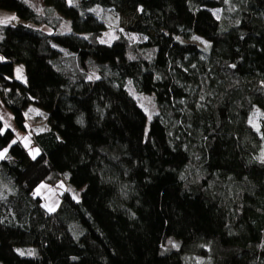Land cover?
I'll return each mask as SVG.
<instances>
[{
  "label": "trees",
  "instance_id": "trees-1",
  "mask_svg": "<svg viewBox=\"0 0 264 264\" xmlns=\"http://www.w3.org/2000/svg\"><path fill=\"white\" fill-rule=\"evenodd\" d=\"M43 2L0 0V264H264V0Z\"/></svg>",
  "mask_w": 264,
  "mask_h": 264
},
{
  "label": "rangeland",
  "instance_id": "rangeland-1",
  "mask_svg": "<svg viewBox=\"0 0 264 264\" xmlns=\"http://www.w3.org/2000/svg\"><path fill=\"white\" fill-rule=\"evenodd\" d=\"M44 0H28L29 3L32 4L33 8L38 10L39 12H42L44 9ZM90 13L95 15L98 19L102 20L107 25V30L101 35L99 38V41L103 44H110L116 37H118L121 34H124L126 37L129 38L131 42H137V41H143L145 38H143L140 35H135L129 32H126V28L132 19L130 17L124 15V16H117L110 10H103L99 7H95L90 10ZM45 31L50 32L49 29H46L43 27ZM0 60H3V57L0 56ZM21 66V65H20ZM22 67V79L17 78V69L14 72V77L18 81H25V74H24V67ZM130 90V94L135 98V100L138 102V104L143 108V110L146 113L147 116V126L151 122V120L154 118V116L158 113V108L153 102V99L150 96H146L145 94L138 95L134 93L131 90V87H128ZM47 114L40 109L36 107H31L26 113V117L28 118V129L29 132L32 133H38L42 132L44 130H47V120H46ZM5 129L7 128L6 125H4ZM29 140V138L27 139ZM30 156L33 158L35 156V151H30ZM71 193L73 198L75 200H80V190L74 189L69 184H66L65 181L60 182L57 185L54 186H47L45 184L40 185L36 191L35 194L37 196H40L42 201L44 202L45 206L48 209L53 210L57 206V203L59 202L60 196L65 193ZM174 246V243H172Z\"/></svg>",
  "mask_w": 264,
  "mask_h": 264
},
{
  "label": "crops",
  "instance_id": "crops-1",
  "mask_svg": "<svg viewBox=\"0 0 264 264\" xmlns=\"http://www.w3.org/2000/svg\"><path fill=\"white\" fill-rule=\"evenodd\" d=\"M12 17H15V19H12ZM18 22H19V20L13 12L0 10V26L12 25V24H16ZM21 66L15 65L14 66V72L16 71V69L22 70ZM0 120L3 122L4 125H6L7 128H10L13 131L17 132L16 126H15L14 121H13L12 114L4 106H2L1 103H0Z\"/></svg>",
  "mask_w": 264,
  "mask_h": 264
},
{
  "label": "snow or ice",
  "instance_id": "snow-or-ice-1",
  "mask_svg": "<svg viewBox=\"0 0 264 264\" xmlns=\"http://www.w3.org/2000/svg\"><path fill=\"white\" fill-rule=\"evenodd\" d=\"M12 19H15V17H12ZM17 78L22 79V70L21 69L17 70ZM253 127H257V125L253 124ZM257 130H258V127H257ZM13 143H15V141H13ZM6 151L7 150L5 149V152ZM3 157H4V153H0V159H2ZM33 158H35V157H33ZM21 254H23V253H21Z\"/></svg>",
  "mask_w": 264,
  "mask_h": 264
}]
</instances>
